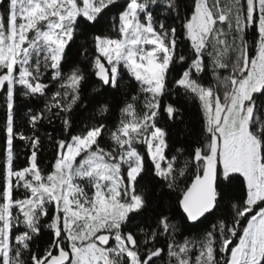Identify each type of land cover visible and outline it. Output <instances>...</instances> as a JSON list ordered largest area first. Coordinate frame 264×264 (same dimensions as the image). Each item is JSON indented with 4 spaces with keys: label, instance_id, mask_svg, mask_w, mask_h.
<instances>
[{
    "label": "snow or ice",
    "instance_id": "obj_1",
    "mask_svg": "<svg viewBox=\"0 0 264 264\" xmlns=\"http://www.w3.org/2000/svg\"><path fill=\"white\" fill-rule=\"evenodd\" d=\"M0 95V264H264V0H0Z\"/></svg>",
    "mask_w": 264,
    "mask_h": 264
},
{
    "label": "trees",
    "instance_id": "obj_2",
    "mask_svg": "<svg viewBox=\"0 0 264 264\" xmlns=\"http://www.w3.org/2000/svg\"><path fill=\"white\" fill-rule=\"evenodd\" d=\"M251 31V30H250ZM81 41H77V45L80 44ZM69 59H75V60H82L81 57L77 56L76 48L74 47ZM80 66L83 68L85 67L84 63H81ZM90 81H95V77L92 76L89 78ZM128 83V87L126 89L128 98H130L131 95L135 94L134 88H135V82L134 81H126ZM93 85H89L87 89V93H91V87ZM168 100L165 101L167 103ZM177 103L183 108V112L181 115L176 117L175 121L167 120L166 114L161 112V117H158L160 126H163L165 128L171 127L172 135L173 137L179 136V138L182 140L184 133L187 132H199L202 128V116L199 112V108L196 104H194L190 100H186L183 97L178 98ZM3 98L2 95H0V122L3 120L4 112H3ZM25 102L22 100V98H18V114H17V124L19 125L21 130H26V123H25V113L27 111V108L24 106ZM95 111V109H93ZM137 111H139V105L137 107ZM88 116V113L85 114V117ZM109 120L116 121L118 120V112L109 115L106 117ZM52 132L53 135L59 136L60 135V124L59 121H56L53 125H44L43 131ZM179 146V145H177ZM143 151V149H141ZM16 160H15V166L22 167L24 166L25 158H26V150L24 148L22 141H16ZM53 151L51 147L48 145L47 140H45V146L42 152L40 153V164L42 167L47 169V167L53 162ZM3 157L0 156V162H2ZM150 180V177H146L145 183L148 184L150 187V183H148Z\"/></svg>",
    "mask_w": 264,
    "mask_h": 264
},
{
    "label": "water",
    "instance_id": "obj_3",
    "mask_svg": "<svg viewBox=\"0 0 264 264\" xmlns=\"http://www.w3.org/2000/svg\"><path fill=\"white\" fill-rule=\"evenodd\" d=\"M96 79V78H95Z\"/></svg>",
    "mask_w": 264,
    "mask_h": 264
}]
</instances>
